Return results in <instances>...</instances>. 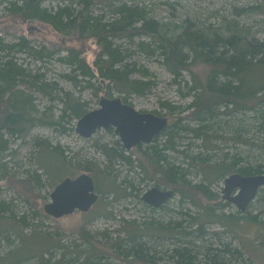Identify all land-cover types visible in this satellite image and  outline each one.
<instances>
[{"label":"rangeland","instance_id":"obj_1","mask_svg":"<svg viewBox=\"0 0 264 264\" xmlns=\"http://www.w3.org/2000/svg\"><path fill=\"white\" fill-rule=\"evenodd\" d=\"M124 3L139 5L150 18L158 22L179 26L177 34L202 30L229 36L236 31L241 36L247 35L250 40H264V0H96L92 9L104 20H110L115 17V9ZM7 5L6 1H0L2 44L17 43L24 35L33 52L47 47L53 55L42 61L31 53L0 49L1 61L12 59L32 77L38 78L39 84H44L48 92H35L32 95V104L38 109L43 124L32 126L18 137L5 133L3 129L0 131L7 142L5 151H0V161L5 165L7 175L27 178L28 175L42 174L41 187L29 203L9 187L10 177H0V209L6 208L0 216L1 264H41L42 255H45L46 264H83L86 260L98 258L107 264H147L119 256L117 244H124L132 234L138 233L143 234L140 238L148 246L162 253L173 247L180 238L182 240L184 236L180 235L172 238L167 227L179 223L178 232L184 229L189 231V222L199 209L187 201L182 202L179 195L155 211L142 200L143 195L153 187L167 189L151 172H146L150 165L145 153L151 145L162 147L168 144L171 149L165 153L169 161L183 166L187 170L188 180L195 184L205 180L201 163L204 158L216 163L225 155H235L243 159L240 166H262L264 171V150L259 148L262 138L256 128V112L218 114L211 121L209 137L198 138L192 133L181 131L179 137L161 135L155 142L141 144L131 151L124 148L114 128L101 129L89 139L81 137L76 132L80 117L72 112L71 106L81 104L84 114L99 109L100 99L105 96L104 90L108 89L109 83L96 74L91 81L92 86L88 87L82 81L81 73L61 58L67 55L68 48L77 46L80 53L82 49L80 58L95 71L101 46L93 39L85 43L73 41L69 35L59 34L46 23L23 22L10 14ZM58 5L55 1L44 3L47 8H56ZM141 40L149 41V38L116 40L115 44L125 51L127 64H136L132 79L148 80L150 84L143 93L129 96L117 92L111 86L108 98H121L138 111L167 117L169 125L179 117L181 121L177 129L183 126L197 128L198 122L185 119L189 112L179 111L171 115L163 104L170 103L181 108L187 106L192 97L185 98L182 94L188 92L192 78L201 81L206 78L208 66L194 64L191 66L192 72H184L182 79L175 83L158 55L151 56L138 51ZM137 70L148 71V78L143 79ZM249 82L253 87L264 86V70L255 69ZM263 103L257 104V107L264 108ZM2 120L0 116L1 124ZM39 142H47L51 147L39 145ZM104 145L120 151L123 149L124 156H129L132 164L122 159L110 163L104 153ZM62 152L65 160L59 156ZM193 156L197 158L192 160ZM70 159L73 163L68 164L67 160ZM85 161L96 164L98 171H81L78 165ZM83 173L94 179L99 194L97 203L86 213L76 211L58 219L48 216L44 206L51 201L54 188L66 178L74 179ZM210 180L213 192L221 197L222 210L226 214L248 219L234 223L227 232L218 223L204 224V238L190 236L187 240L194 241L195 249L200 246L223 248L226 245L243 249L242 264H264V192L249 206V212L242 215L235 205L226 204L222 199L225 179ZM254 216L257 219L250 221ZM161 264L165 262L162 260Z\"/></svg>","mask_w":264,"mask_h":264},{"label":"trees","instance_id":"obj_2","mask_svg":"<svg viewBox=\"0 0 264 264\" xmlns=\"http://www.w3.org/2000/svg\"><path fill=\"white\" fill-rule=\"evenodd\" d=\"M0 1H6L8 3L6 9L10 14L17 16L23 22L38 21L49 24L59 34L69 35L74 39L73 41L85 43L87 40H95L101 46V51L95 62V71L80 58L82 49L80 53V48L77 46L68 48L67 55L61 59L73 66L75 71L81 73L82 81L88 87L92 86L91 81L96 74L101 80L108 81V89L104 90L107 98L111 95L109 90L111 86L117 92L129 96L143 93L145 87L150 84L148 80L132 79L136 72V64L130 66L125 62L127 59L125 51L121 46L115 44L116 40L148 37L149 41L141 40L138 43V51L146 55H158L160 61L172 74L175 83L182 79L184 72H192L191 66L194 64L207 65L208 71L204 80L192 78L191 86L186 83L188 92L182 95L185 98L192 97V101L187 106L181 108V106L170 103L163 104L171 115L179 111L189 112L185 119L190 118L198 122L199 126L197 128L183 126L177 129L181 121L178 117L159 136L167 135L176 138L181 135V131H184L192 133L198 138L209 137L208 129H210L211 121L218 114L228 115L239 111L256 112V128L262 138L259 148L264 150V108L257 107L264 102V86L253 87V84L249 82L250 75L255 69L257 71L264 70V40H250L247 35L241 36V33L236 31L231 32L229 36L216 35L210 31L205 33L202 30L183 31V33L177 34L179 26H169L158 22L150 18L144 8L127 3L115 9V17L104 20L103 16L96 15L92 9L96 0ZM47 1H55L59 5L56 8H47L44 6ZM0 45H3L1 41ZM0 49L31 53L42 61L53 55L47 47H43L39 52H33L29 47L27 36L24 35L17 43L3 45ZM137 71L143 79L148 78V71ZM39 81L38 78L32 77L25 69L14 63L12 59L6 62L0 60V116L3 119L2 124L0 123V131L3 129L5 133L18 137L32 126L44 123V120L38 116V109L32 104V95L35 92L48 93L45 85L39 84ZM123 102L126 103L124 100ZM71 109L80 118L85 115L82 105L79 103L72 105ZM0 139V151H5L7 142L3 140L2 135H0ZM39 145L51 147L47 142H39ZM103 148L110 163L122 159L132 164L130 157L124 156L123 149L120 151L109 145H104ZM147 149L145 157L150 165V168L146 170L147 174L151 172L152 176L167 188L165 190L173 191L174 197L179 195L182 202L187 201L199 211L190 220L189 231L184 229L182 232H178L179 223L167 227L172 238L178 235L184 236V238L177 240L173 247L164 252L161 253L148 246V243L140 238L143 234L134 233L124 244H117L118 255L124 259L131 258L133 261L147 264H161L162 260L165 264H242L245 253L243 249L231 248L230 245L223 248H202L200 246L199 249H195L194 241L187 240L189 239L187 237L204 238L206 236L204 224L218 223L227 232L231 230L234 223L247 220L248 218L245 216L238 218L236 215L226 214L222 210L221 197L213 192L209 181H211L210 178L225 179L233 173L244 176L263 174V167L240 166L243 159L237 158L235 155L233 157L225 155L216 163H212L209 158H204L201 163L203 164L202 175L205 180L200 184H195L188 180L187 170L183 166L169 161V156L165 153L171 149L168 144L162 147L154 144ZM59 156L65 160L63 152ZM191 158L195 160L197 157ZM67 163H73L72 159L67 160ZM95 165L85 161L78 166L81 171L96 172L98 167ZM4 167L5 165L1 162L0 177H10L9 187L18 194V197L28 203L34 199L42 184V174L36 173L28 175L27 178H16L7 175L8 171ZM263 192L264 188L258 195L262 196ZM219 200L220 202H218ZM228 203L226 201V204ZM150 208L155 211V208ZM1 209L0 216L1 212L6 211V208L2 207ZM248 210L249 208L246 212H249ZM240 213L244 215L243 212ZM256 219L257 217L254 216L249 220L253 222ZM195 224L197 226L193 229ZM158 254L162 255L157 256ZM40 258L43 261L41 264L47 263L45 255ZM14 264H20V262ZM83 264L107 263L98 258L86 260Z\"/></svg>","mask_w":264,"mask_h":264},{"label":"water","instance_id":"obj_3","mask_svg":"<svg viewBox=\"0 0 264 264\" xmlns=\"http://www.w3.org/2000/svg\"><path fill=\"white\" fill-rule=\"evenodd\" d=\"M100 108L81 117L76 132L83 138L93 137L101 129L114 128L124 148L131 151L141 144H151L153 140L169 127L167 117L151 112H141L126 104L121 98L102 96ZM264 188V173L244 176L233 173L224 180L223 199L245 213ZM174 198L171 190L153 187L142 197L149 206L158 209ZM92 176L83 173L76 178H66L51 193V201L44 206L45 213L52 218H61L76 211L86 213L97 203Z\"/></svg>","mask_w":264,"mask_h":264}]
</instances>
